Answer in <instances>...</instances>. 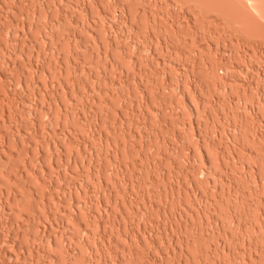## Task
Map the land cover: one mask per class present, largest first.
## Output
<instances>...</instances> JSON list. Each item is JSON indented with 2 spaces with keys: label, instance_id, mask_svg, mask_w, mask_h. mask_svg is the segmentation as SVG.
<instances>
[{
  "label": "rangeland",
  "instance_id": "1",
  "mask_svg": "<svg viewBox=\"0 0 264 264\" xmlns=\"http://www.w3.org/2000/svg\"><path fill=\"white\" fill-rule=\"evenodd\" d=\"M193 1L0 0V264H264V30Z\"/></svg>",
  "mask_w": 264,
  "mask_h": 264
},
{
  "label": "bare ground",
  "instance_id": "2",
  "mask_svg": "<svg viewBox=\"0 0 264 264\" xmlns=\"http://www.w3.org/2000/svg\"><path fill=\"white\" fill-rule=\"evenodd\" d=\"M118 0H116V2H117ZM188 1V0H187ZM191 1V0H190ZM194 1H196V0H194ZM193 1V2H194ZM198 1V0H197ZM235 0H220V1H218V0H204V2L205 3H207L206 5H209V6H212L213 8H215V10H218V11H216L218 14L219 13H222V14H220L221 16H223V14H224V17L226 16V17H232V20H233V22L235 21V22H237L238 24H239V27L241 26L242 27V29L243 30H245L246 32L248 31V32H257V31H259V32H261V31H263L264 30V24L263 23H261L259 20H257L256 18H254L255 16L253 15V14H251L252 12H249V9H245V8H243V5L244 4H246L245 2H248V4H249V6H251L253 9H255V10H257V11H260L262 8L264 9V6H262V5H264V4H261V0H239V1H241V2H244V3H241L242 4V7H239L237 4H240V3H238L237 2V4H236V2H234ZM120 2V1H119ZM202 2H203V0H202ZM203 2V3H204ZM263 2V1H262ZM199 3H201V1L199 0ZM204 3V4H205ZM240 4V5H241ZM245 6V5H244ZM248 6V5H247ZM246 6V7H247ZM231 7H236V8H238V11H236V9H234V10H232L231 9ZM123 8V7H122ZM243 8V9H242ZM125 9V8H124ZM229 15V16H228ZM231 15V16H230ZM254 17H253V16ZM256 15V14H255ZM261 15H263V14H261ZM233 17H235V19H233ZM260 18V17H259ZM22 20V19H21ZM226 21V20H225ZM224 21V22H225ZM230 22H232V21H229V22H227V23H230ZM31 23V22H30ZM170 24V23H169ZM239 30H240V28H239ZM25 32V31H24ZM264 32V31H263ZM245 33V32H244ZM262 33V32H261ZM251 34V33H250ZM259 34V33H258ZM261 35V34H260ZM74 36V35H73ZM70 38H71V36H70ZM75 38V37H74ZM232 39V38H231ZM166 41V40H165ZM76 42V41H75ZM164 42V41H163ZM104 48V47H103ZM202 50V49H201ZM106 51H107V48H106ZM105 52V51H104ZM201 62H202V60H201ZM60 63V62H59ZM205 63V62H204ZM61 64V63H60ZM214 64H216L215 62H214ZM228 64V63H227ZM206 65V64H205ZM198 66V65H197ZM200 66V65H199ZM219 66V65H218ZM224 66V65H223ZM42 67V66H41ZM211 67H213V65L211 66ZM216 67V66H215ZM43 68V67H42ZM219 68H220V66H219ZM224 68H225V66H224ZM59 69V68H58ZM212 69V68H211ZM221 69V68H220ZM43 70V69H42ZM58 71H60V70H58ZM210 71V70H209ZM216 71H218L217 69H216ZM207 72H208V70H207ZM212 72H215V71H212ZM216 73V72H215ZM61 74V73H60ZM211 74V73H210ZM213 74V73H212ZM217 74H219V73H217ZM209 75V74H208ZM215 75V74H214ZM211 76V75H210ZM222 76H223V74H222ZM225 76V75H224ZM215 77V76H214ZM223 78V77H222ZM63 79V78H62ZM216 79H217V77H216ZM214 81V80H213ZM213 81H212V83H213ZM223 80H221V82H222ZM224 81H226V79L224 80ZM215 82V81H214ZM219 82H220V80H219ZM226 83V82H225ZM224 83V84H225ZM67 84V83H66ZM60 86V85H59ZM63 85H61V87H62ZM219 86H220V84H219ZM232 86V85H231ZM68 88V87H67ZM144 88V87H143ZM165 88V87H164ZM209 88V87H208ZM145 89V88H144ZM223 89H224V85H223ZM227 89V88H226ZM61 90H64V89H61ZM146 91V90H145ZM33 92V91H32ZM142 92V91H141ZM192 92V91H191ZM7 93V92H6ZM144 93V92H143ZM146 96V95H145ZM4 97V96H3ZM196 97V96H195ZM16 98V97H15ZM146 98H147V96H146ZM218 98V97H217ZM141 99V98H140ZM195 99V98H194ZM18 100V99H17ZM142 100V99H141ZM237 100V99H236ZM186 101V100H185ZM257 101H259V100H257ZM143 103V102H142ZM175 103V102H174ZM184 103V102H183ZM196 104H197V102H195ZM199 103V102H198ZM230 103V102H229ZM228 103V104H229ZM148 103H146V105H147ZM177 104V103H176ZM187 104V103H186ZM212 104V103H211ZM218 104V103H217ZM237 104V103H236ZM179 105V104H178ZM252 105V104H251ZM9 106V105H8ZM148 106V105H147ZM186 106V105H185ZM188 106V105H187ZM195 106H197V105H195ZM231 106V105H230ZM229 106V107H230ZM138 107H139V104H138ZM145 108H146V106H144ZM150 107V106H149ZM191 107V106H190ZM185 108V107H184ZM195 108V107H194ZM198 108V107H197ZM253 108V107H252ZM50 109V108H49ZM140 109H141V107H140ZM248 110V109H247ZM121 119V118H120ZM177 120V119H176ZM123 122V121H122ZM196 122V121H195ZM197 122L199 123V120H197ZM196 122V123H197ZM95 125V124H94ZM184 125V124H183ZM185 126V125H184ZM189 126L190 127H192V125L191 124H189ZM199 126V125H198ZM186 127V126H185ZM194 127V126H193ZM192 127V128H193ZM184 128V127H183ZM187 128V127H186ZM189 128V127H188ZM96 129V128H95ZM237 129V128H236ZM234 130V129H233ZM91 131H93V130H91ZM94 132V131H93ZM97 132V131H96ZM101 132V131H100ZM201 132V131H200ZM81 143V142H80ZM79 143V144H80ZM84 143H86V142H84ZM106 144V143H105ZM198 144V143H197ZM199 145V144H198ZM212 145V144H211ZM85 146V145H84ZM112 146V145H111ZM4 146H3V144H2V147L1 148H3ZM57 147V146H56ZM115 147H117V146H115ZM204 147V146H203ZM208 147V146H207ZM118 148V147H117ZM35 149V148H34ZM215 149V148H214ZM59 150V149H58ZM114 150V149H113ZM112 150V151H113ZM190 150V149H189ZM196 150V152H198L197 151V149H195ZM204 151V150H203ZM209 151V150H208ZM5 152V151H4ZM205 152V151H204ZM91 153V152H90ZM96 153V152H95ZM116 153V152H115ZM201 153H202V151H201ZM200 153V154H201ZM114 154V153H113ZM199 154V155H200ZM1 155V154H0ZM3 155L4 156H6L4 153H3ZM194 155V154H193ZM192 155V156H193ZM201 156L203 157V160L205 161V162H207V164H208V160H207V157H206V154H204V153H202L201 154ZM189 158H190V156H189ZM195 158V156H193V159ZM201 158V157H200ZM199 158V159H200ZM192 159V160H193ZM134 160V159H133ZM202 163V162H201ZM205 164V163H204ZM119 166V165H118ZM201 167V166H200ZM199 167V168H200ZM204 167H205V165H204ZM25 168V167H24ZM117 168V167H116ZM121 168V167H120ZM119 168V169H120ZM41 169V168H40ZM43 170V169H42ZM89 170V169H88ZM199 170V169H198ZM200 170H202V168L200 169ZM94 171V170H93ZM16 172V171H15ZM21 172V171H20ZM98 172V171H97ZM200 172H202V171H200ZM197 173V172H196ZM204 173V172H203ZM206 173V172H205ZM15 174V173H14ZM125 174V173H124ZM197 174H199V173H197ZM10 175V174H9ZM36 177V176H35ZM100 180V179H99ZM101 183V182H100ZM178 186V185H177ZM190 188V187H189ZM192 188V187H191ZM15 193V192H14ZM15 194H17V193H15ZM18 195V194H17ZM200 195V194H199ZM13 196H15V195H13ZM8 197V196H7ZM17 198V197H16ZM10 199V198H9ZM13 199H15V198H13ZM150 199V198H149ZM148 199V200H149ZM150 201V200H149ZM21 202V201H20ZM149 205V204H148ZM108 209V208H107ZM105 210V209H104ZM99 212V211H98ZM107 213V212H106ZM93 216V215H92ZM99 216H100V213H99ZM104 217V216H103ZM181 217V216H180ZM76 219V218H75ZM56 222V221H55ZM50 223V222H49ZM80 223V222H79ZM185 223H187V222H185ZM185 223H183V224H185ZM77 224H78V222H77ZM187 224H185L184 226H186ZM186 228V227H185ZM160 229V228H159ZM118 231V230H117ZM149 232V231H148ZM180 232V231H179ZM186 232V231H185ZM104 235H105V233H103ZM150 234V233H149ZM181 234V233H180ZM110 235V234H109ZM144 235H146V234H144ZM177 235V234H176ZM45 236V235H44ZM48 236V235H47ZM182 236V235H181ZM43 237V236H42ZM102 237V236H101ZM104 237V236H103ZM178 237V236H177ZM183 237V236H182ZM40 238V237H39ZM48 238V237H47ZM76 238V237H75ZM145 238V237H144ZM149 238H151V237H149ZM42 239V238H41ZM78 239V238H77ZM130 239V238H129ZM188 239V238H187ZM191 239V238H190ZM107 240H110V239H107ZM131 240V239H130ZM182 240V239H181ZM104 240H102V242H103ZM173 241V240H172ZM178 242H179V240H177ZM183 241V240H182ZM190 240H188L187 242H189ZM47 242V241H46ZM49 242V241H48ZM129 242V241H128ZM175 242H176V240H175ZM192 242H193V239H192ZM54 243V242H53ZM105 243V242H104ZM194 243V242H193ZM51 244V243H50ZM101 245L103 244V243H100ZM187 244V243H186ZM56 245V244H55ZM180 245H181V243H180ZM183 245V244H182ZM188 245V244H187ZM186 245V246H187ZM110 246V245H109ZM124 246V245H123ZM123 246H122V248H123ZM191 246V245H190ZM193 246V245H192ZM179 247V246H178ZM181 247V246H180ZM74 248V247H73ZM100 248V247H99ZM109 248V247H108ZM111 248V247H110ZM121 248V249H122ZM71 249V248H70ZM130 249V248H129ZM128 249V251H130ZM74 251L76 250V249H73ZM127 250V249H126ZM180 250H182V249H180ZM37 251V250H36ZM40 251V250H39ZM128 251L126 252V253H128ZM103 252V251H102ZM121 252V251H120ZM69 253H71V252H69ZM125 253V252H124ZM187 254V253H186ZM51 255V254H50ZM70 255V254H69ZM252 255V254H251ZM52 256V255H51ZM72 256V255H71ZM74 256V255H73ZM126 256V255H125ZM189 256V255H188ZM50 257V256H49ZM48 257V258H49ZM51 258V257H50ZM187 258V257H186ZM119 259V258H118ZM186 260H188V259H186ZM185 261V260H184ZM189 261V260H188ZM194 261V260H193ZM187 262V261H186ZM189 263V262H188ZM187 263V264H188ZM184 264H186V263H184Z\"/></svg>",
  "mask_w": 264,
  "mask_h": 264
}]
</instances>
